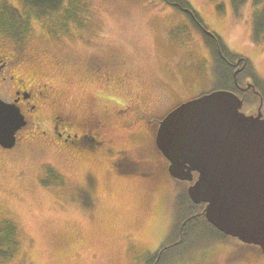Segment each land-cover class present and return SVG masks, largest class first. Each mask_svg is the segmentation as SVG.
Here are the masks:
<instances>
[{"label":"rangeland","instance_id":"rangeland-1","mask_svg":"<svg viewBox=\"0 0 264 264\" xmlns=\"http://www.w3.org/2000/svg\"><path fill=\"white\" fill-rule=\"evenodd\" d=\"M72 1L63 6L73 8L72 16L75 9L74 21L62 12L55 33L63 20L68 21L65 30L82 36L79 41L87 44L75 47L89 48L91 57L109 62L113 73L117 69L128 76L127 89L144 93L154 108L138 116V143L130 140L132 131L123 126L112 125L108 132L114 147L132 154L130 163L140 162L149 172L133 180L117 179L106 165L73 163L38 141L0 153V220L13 221L21 237V253L13 264H152L150 254L177 238L186 215L176 204L184 201L186 184L166 174L167 164L156 153L152 138L156 126L185 99L212 92L217 82L229 84L222 76L218 79L219 64L222 70L226 66L216 62L213 46L208 45L211 54L206 50L189 20L219 39L228 63L245 61L247 76L237 75L238 84L244 87L250 79L259 96L251 94L241 112L259 111L264 116V35L255 38L251 28L258 9L254 0H236L235 9L231 0H182L180 10L160 0H75L74 5ZM0 2L21 11L20 0ZM49 21H32L30 34L20 42L5 40L10 48L37 53L44 49L49 55L60 42L50 35ZM64 37L73 46L75 37ZM81 55L77 65L82 64ZM54 57L51 54L46 63ZM245 63L239 61L233 69L240 73ZM71 101L83 108L80 90L75 89ZM181 240L169 250L175 260L159 264H264V254L235 239L218 238L205 226L189 229Z\"/></svg>","mask_w":264,"mask_h":264},{"label":"flooded vegetation","instance_id":"flooded-vegetation-1","mask_svg":"<svg viewBox=\"0 0 264 264\" xmlns=\"http://www.w3.org/2000/svg\"><path fill=\"white\" fill-rule=\"evenodd\" d=\"M68 35L75 37L73 46L65 37L55 36V42H60L55 45V49L50 50L49 55H46L44 49L37 53L31 49L19 51L15 47L10 48L5 37H0V101L15 105L25 123L16 132L15 145L11 149L0 146V153L8 154L21 146L38 141L41 146L55 149L58 155L73 163L88 160L93 165H106L108 171L117 179L126 177L133 180L139 176L144 177L149 171L140 162L130 163L132 154L114 147V139L109 138L108 132L112 125L123 126L124 129L132 131L129 134L130 140L138 143V116L142 112H153L154 108H151L144 93L133 94L127 89L128 76H124L117 69L113 73L109 62L91 57L93 55L89 53V48L83 50L75 47L79 43L87 45L79 41V35ZM206 39L212 42L213 45L210 46H213V51L223 62L220 45L215 39ZM208 49L207 45L206 50L213 52ZM51 54L57 57L48 65L46 60ZM80 55L82 64L77 65ZM237 61L234 64L225 61L228 70H221L222 75H230L235 90L247 95L253 89L246 90L247 86H251L249 83L240 87L236 81L237 75L246 69L244 67L240 73L233 69ZM45 66H49L48 69ZM83 87L88 90L84 91ZM75 89L80 90L83 95V108L77 107L71 101ZM120 96L125 99L120 100ZM190 100L191 98L185 99L182 103ZM82 113L84 114L81 115ZM138 148L139 146L134 149ZM181 239V234H178L172 242L162 243L157 251L150 254V262L159 264L161 260H168L169 250L178 247ZM255 250L261 254L258 248Z\"/></svg>","mask_w":264,"mask_h":264},{"label":"water","instance_id":"water-1","mask_svg":"<svg viewBox=\"0 0 264 264\" xmlns=\"http://www.w3.org/2000/svg\"><path fill=\"white\" fill-rule=\"evenodd\" d=\"M231 92L189 101L159 123L155 145L170 178L191 183L187 198L203 204L206 222L223 236L264 253V118L246 116ZM25 125L18 109L0 101V146L12 148Z\"/></svg>","mask_w":264,"mask_h":264},{"label":"trees","instance_id":"trees-1","mask_svg":"<svg viewBox=\"0 0 264 264\" xmlns=\"http://www.w3.org/2000/svg\"><path fill=\"white\" fill-rule=\"evenodd\" d=\"M65 1L66 0H20L21 11L9 6L5 2H0V31L6 38L8 37L16 42H20L22 41L24 34L29 30L30 20H50L49 22L52 21L53 23H57L60 18L56 16L57 19L53 20L51 15L56 14L59 11H64L68 17H71V11L73 8L69 9L68 6L67 8L64 7L63 5H65ZM74 1L75 0L71 2L72 5H74ZM165 2L170 5H185L182 0H165ZM231 3L233 5L232 8H237L236 0H231ZM254 5L258 10L254 13L253 17H251L253 22V27H251L252 34L255 38L260 39L264 35V0H254ZM63 21V26H66V21ZM61 30L64 32L65 28L60 26L58 31ZM216 42L220 45L219 39H216ZM231 86L232 85L230 84L223 85L220 83L216 86V89L235 91ZM249 96H251V94L246 95L245 102L249 101ZM186 197V191H183L184 201L177 200L176 202L177 206L180 207L179 209L186 213L181 220L179 229H177V233L181 234V238H185L188 235L189 229L192 231V228L201 226H205L207 229L218 234V232L211 228L203 218L202 211L204 206L202 204L197 206L193 205ZM219 237L224 236L218 234V238ZM20 253L21 237L18 226L13 221L0 220V264H13L17 262ZM171 260H174V257H168L167 261L171 262Z\"/></svg>","mask_w":264,"mask_h":264}]
</instances>
